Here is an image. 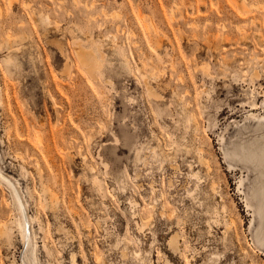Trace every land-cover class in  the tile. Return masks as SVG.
Listing matches in <instances>:
<instances>
[{"label": "rangeland", "instance_id": "374dc122", "mask_svg": "<svg viewBox=\"0 0 264 264\" xmlns=\"http://www.w3.org/2000/svg\"><path fill=\"white\" fill-rule=\"evenodd\" d=\"M10 1L0 167L35 218L38 256L24 259L2 181L0 264H264L263 155L250 149L264 145V0Z\"/></svg>", "mask_w": 264, "mask_h": 264}, {"label": "bare ground", "instance_id": "6f19581e", "mask_svg": "<svg viewBox=\"0 0 264 264\" xmlns=\"http://www.w3.org/2000/svg\"><path fill=\"white\" fill-rule=\"evenodd\" d=\"M16 1L15 0H11L10 1V6H13L14 5V3H15ZM26 5L28 6L29 4H28V2L26 3ZM14 7V6H13ZM3 9H2V6H0V11H2ZM49 17L48 16H44V20L45 21H49ZM58 48H59V51L65 56V69H67V68H70V58H69V56H68V54H67V52H66V50H65V48H64V45H63V43L62 42H59L58 43ZM76 51H77V54H78V57L80 58V60L85 64V65H87L88 66V69L90 70V71H92L94 68H96V67H99L100 66V60H99V58H98V55H97V53L95 52V50H92V49H87V48H85L84 46H82L81 44H80V42H77L76 43ZM11 60H12V57L11 56H8L7 57V63H10L11 62ZM69 70V69H68ZM195 122H196V118H195ZM198 122V121H197ZM196 122V123H197ZM198 124V123H197ZM119 140V137L117 138V137H115V142H117ZM120 143V142H119ZM118 143V144H119ZM117 144V143H116ZM248 147H240V151H237L236 152V154H238V155H240V157L242 158L243 156H244V153L243 152H245V150L247 149ZM199 149L200 148H198L197 150L199 151ZM252 151H254V154H256V155H263V159H262V162L259 164L260 166L262 165V167H264V145H262V146H257V145H255V147H251L250 148ZM200 150H202V149H200ZM200 152V151H199ZM198 152V153H199ZM202 151L198 154L199 155V157H200V162L203 164V165H205V166H207V167H209V168H211L209 165H208V160L206 161V158H204V157H202ZM246 158V157H245ZM255 158H257V157H255ZM259 159H261V157H258ZM208 169V168H207ZM192 170H194V169H192ZM210 170V169H209ZM3 170H1V167H0V182H5L10 188H11V190H12V193H13V195H12V197L14 196V201H15V203L14 204H16V206H18V208H19V210H20V216H19V218L16 220L17 221V224H18V227H19V229H20V234H21V237H22V239H23V241H24V243L26 244V254L24 255L25 256V260H27L28 259V253L31 255V260H34V261H36L37 260V244L36 243H34L35 241H33V239L34 238H36V233H35V230H34V228L32 227V228H30L29 226H28V224H31V223H33V221H34V216L33 215H28L27 214V212H26V206H25V204H24V202H23V200H22V198H21V194H20V192H19V189L17 188V186L15 185V183H14V181H12L8 176H6L7 174H4L3 172H2ZM263 171V170H262ZM192 174L194 175V176H198L199 174H200V171L199 170H197L196 172H194V171H192ZM10 190V189H9ZM10 190V191H11ZM258 195H259V198H258V200H259V208H258V211H259V214H260V220L262 221V224H261V226L256 230V233H255V236H256V239H257V241H258V243H260L261 245H264V185H262L260 188H258ZM164 193V192H163ZM165 194V193H164ZM166 197V196H165ZM130 202V204H131V206L133 207V208H136V205L138 206V203L137 202H135V200H129ZM13 203V202H12ZM165 203V202H164ZM27 205V204H26ZM152 205H150V207H151ZM152 207H154V205L152 206ZM135 210V209H134ZM133 210V211H134ZM135 212H136V210L134 211V214H135ZM139 212V211H138ZM164 213H165V211H163ZM161 214H162V211H161ZM16 215V214H15ZM140 216V219H141V222H137V225H138V227H139V229L141 228H143L144 229V226L145 225H148L149 223V221H150V219L148 218V216H144L143 214H141V215H139ZM150 216V215H149ZM17 217H18V214H17ZM135 217V216H134ZM153 217V216H152ZM151 217V218H152ZM170 217H171V215H170ZM148 219H149V221H148ZM31 226H33V225H31ZM8 228V226H7V224H5V223H2V225H0V234H3V233H5L6 232V229ZM142 229V230H143ZM36 240V239H35ZM128 241V240H127ZM130 241V240H129ZM128 241V242H129ZM169 244L171 245V246H175V247H177V239H176V237H171V239L169 240ZM136 255H139V253H137ZM30 257V256H29ZM23 260V259H22ZM27 261H29V260H27ZM24 262V261H23ZM38 262H39V258H38ZM26 263H29V262H26ZM30 263H32V262H30ZM37 264V263H36Z\"/></svg>", "mask_w": 264, "mask_h": 264}, {"label": "snow or ice", "instance_id": "6c2138e0", "mask_svg": "<svg viewBox=\"0 0 264 264\" xmlns=\"http://www.w3.org/2000/svg\"><path fill=\"white\" fill-rule=\"evenodd\" d=\"M117 143H119V141H117Z\"/></svg>", "mask_w": 264, "mask_h": 264}]
</instances>
